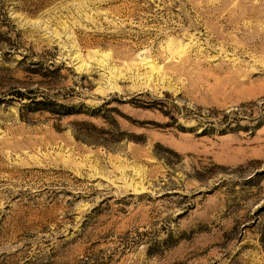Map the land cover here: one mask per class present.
I'll return each mask as SVG.
<instances>
[{
	"label": "rangeland",
	"instance_id": "374dc122",
	"mask_svg": "<svg viewBox=\"0 0 264 264\" xmlns=\"http://www.w3.org/2000/svg\"><path fill=\"white\" fill-rule=\"evenodd\" d=\"M0 264H264V0H0Z\"/></svg>",
	"mask_w": 264,
	"mask_h": 264
},
{
	"label": "trees",
	"instance_id": "16d2710c",
	"mask_svg": "<svg viewBox=\"0 0 264 264\" xmlns=\"http://www.w3.org/2000/svg\"><path fill=\"white\" fill-rule=\"evenodd\" d=\"M63 107L68 108V110L65 112V115H73V114H78L79 111L74 110L73 106H65L63 105Z\"/></svg>",
	"mask_w": 264,
	"mask_h": 264
}]
</instances>
